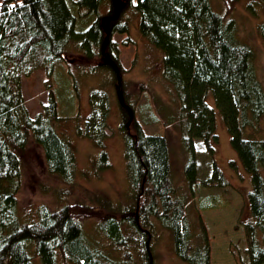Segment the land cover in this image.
<instances>
[{
  "label": "trees",
  "instance_id": "1",
  "mask_svg": "<svg viewBox=\"0 0 264 264\" xmlns=\"http://www.w3.org/2000/svg\"><path fill=\"white\" fill-rule=\"evenodd\" d=\"M224 1L227 13L216 11L211 0H124L121 9L118 0H0V264H36L35 256L42 264H60V254L74 264H154L151 217L172 231L176 251L184 261L211 264L205 223L200 219V230L195 233L186 201L176 196L168 136L147 133L136 106L126 102L130 108L125 107L121 100L127 121L123 129L128 167L138 190V206L102 220L112 249L87 237L79 206L56 210L43 206L39 220H22V153L32 140L43 147L52 174L73 183L78 173L74 144L56 127L60 118L58 68L66 64L71 46L76 45L88 59L105 56L108 63L101 67L113 71L120 81L118 69L121 75L125 70L122 44L115 35L130 31L126 10L141 16L142 34L165 53L164 75L181 103L178 120L173 121L183 132L189 153L185 175L194 193L197 186L230 185L216 159L217 110L208 100L214 94L232 145L252 177V215L245 225L252 264H264V136L259 137L264 129V86L255 68L254 48L240 40L237 21L229 19L245 0ZM247 3L257 15L264 0ZM260 31L264 38V22ZM40 69L49 77V103L33 117L24 77ZM112 102L107 89H93L92 110L80 128V134L101 149L100 169L112 166L106 147ZM197 140L211 157V174L205 179L199 178ZM231 164L237 167L236 160ZM114 252L120 256L113 257Z\"/></svg>",
  "mask_w": 264,
  "mask_h": 264
},
{
  "label": "rangeland",
  "instance_id": "2",
  "mask_svg": "<svg viewBox=\"0 0 264 264\" xmlns=\"http://www.w3.org/2000/svg\"><path fill=\"white\" fill-rule=\"evenodd\" d=\"M211 1L216 11L228 12L224 0ZM123 5L124 0H118L120 9ZM247 5V0L237 4L229 19L237 21L240 40L254 48L255 68L264 86V38L260 31V25L264 22V4L259 7L257 15ZM103 12L107 13L108 8ZM124 18L130 20V31L117 33L115 39L122 44L121 58L125 70L122 91L124 89L126 94L125 97L123 91L125 101L136 106L147 133L168 136L176 196L186 201L188 215L196 227L195 233L200 230V219L205 223L211 244V264H252L245 225L252 215L249 200L253 188L252 177L232 145V136L214 94L211 93L208 100L217 110L219 142L216 159L230 185L213 189L197 186L194 193L185 175L189 153L184 147L183 132L178 122L173 121L180 113L181 103L174 86L164 75L165 53L142 34L139 14L126 10ZM67 60L58 68L55 78L60 105L56 127L74 144L78 173L73 183L52 174L43 147L32 140L22 153L24 171L19 194L20 213L23 222H28L39 220V210L43 206L54 210L65 205L79 206L87 237L106 249H112L101 228L102 220L110 215L119 216L125 209L138 206V190L133 185L128 167L123 129L127 121L121 109L119 81L113 71L101 67V64L108 63L105 56L88 59L85 52L73 45ZM48 78L45 69L24 77V93L33 117L44 112L45 104L49 103ZM98 87L107 89L113 100L106 140L112 163L108 169H100L97 163L101 149L90 138L80 134V128L85 127L92 110L91 92ZM261 136H264V129L259 132ZM197 148L199 178L205 179L211 174V157L202 141L197 140ZM232 160L237 161V167L232 166ZM262 171L264 174V167ZM151 222H154V226H150L154 231V264H190L178 255L172 231L155 217H151ZM112 256L117 258L120 255L114 252ZM35 257V263L42 264L41 259ZM59 261L60 264H74L66 261L61 254Z\"/></svg>",
  "mask_w": 264,
  "mask_h": 264
},
{
  "label": "water",
  "instance_id": "3",
  "mask_svg": "<svg viewBox=\"0 0 264 264\" xmlns=\"http://www.w3.org/2000/svg\"><path fill=\"white\" fill-rule=\"evenodd\" d=\"M108 19V18H107ZM106 19V20H107ZM118 69V68H117ZM118 73L120 75V81H119V95H120V100L122 102V104L125 106V107H128L130 108V106H128V104L126 103L125 101V98H124V95H123V91H122V85H123V78H122V75H121V72L120 70L118 69ZM132 112V111H131ZM132 117H134V114L132 112Z\"/></svg>",
  "mask_w": 264,
  "mask_h": 264
}]
</instances>
